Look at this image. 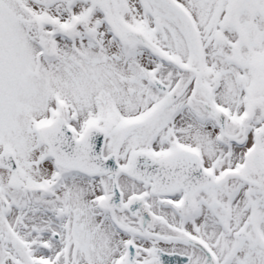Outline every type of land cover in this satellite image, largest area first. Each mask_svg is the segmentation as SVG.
Returning a JSON list of instances; mask_svg holds the SVG:
<instances>
[{
  "label": "snow or ice",
  "instance_id": "snow-or-ice-1",
  "mask_svg": "<svg viewBox=\"0 0 264 264\" xmlns=\"http://www.w3.org/2000/svg\"><path fill=\"white\" fill-rule=\"evenodd\" d=\"M0 264H264V0H0Z\"/></svg>",
  "mask_w": 264,
  "mask_h": 264
}]
</instances>
